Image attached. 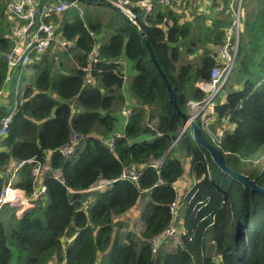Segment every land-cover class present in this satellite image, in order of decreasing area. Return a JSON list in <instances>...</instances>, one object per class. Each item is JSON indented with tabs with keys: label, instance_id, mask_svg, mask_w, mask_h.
Masks as SVG:
<instances>
[{
	"label": "trees",
	"instance_id": "trees-1",
	"mask_svg": "<svg viewBox=\"0 0 264 264\" xmlns=\"http://www.w3.org/2000/svg\"><path fill=\"white\" fill-rule=\"evenodd\" d=\"M141 1L127 5L134 22L107 0H80L51 16L59 38L74 47L54 43L33 57L17 94L12 74L0 98V117L15 103L0 143V191L11 161L48 160L50 168L42 172L45 193L31 208L16 215L15 207L1 206L0 264H264V194L219 171L186 121L189 102L205 97L199 84L209 80V54L232 20L227 0L193 10L183 0L169 7L152 0L149 11ZM12 2L0 0V88L4 53L13 44L7 36ZM240 24L212 126L227 127L219 150L226 165L264 187V166L244 170L264 158V0H242ZM93 46L98 62L86 71ZM122 108L131 109L125 124ZM73 139L77 143L65 158L58 149ZM110 139L111 148L105 145ZM156 160V169L148 166ZM132 164L136 180L118 179ZM186 164L193 183L178 194L184 234L171 252L153 253L148 241L172 223L169 206L177 195L171 185L183 179ZM31 169L24 164L14 183L27 194ZM54 170L61 179L52 176ZM100 179L109 183L88 190ZM135 208L138 232L124 219Z\"/></svg>",
	"mask_w": 264,
	"mask_h": 264
},
{
	"label": "built area",
	"instance_id": "built-area-1",
	"mask_svg": "<svg viewBox=\"0 0 264 264\" xmlns=\"http://www.w3.org/2000/svg\"><path fill=\"white\" fill-rule=\"evenodd\" d=\"M80 0H13L9 6V10L13 15L11 31L7 36L12 40L13 44L10 50L4 53V61L6 63V74L0 88V98L7 92V86L12 74L15 78V91L18 93V86L25 75L28 65L32 62L33 57H41L51 46L56 43L60 49H70L74 47L73 41L60 39L57 34L56 25L51 22L50 17L61 14L66 10L74 7ZM152 0H143L140 4L149 11L152 8ZM163 7L172 5L173 0H153ZM188 4V8L193 10L199 7L201 1L208 0H184ZM216 3L218 0H211ZM110 2V1H109ZM112 5L119 8L121 12H128L133 16L130 9L127 8L129 0L112 1ZM242 0H227V12L231 14L232 20L226 27L222 43L215 45L214 52L209 56L213 59V64L209 71V80L200 83L201 90L205 93V97L200 101H190V114L187 119V127L191 123H195L203 130L205 135L211 139L212 145L218 150L222 148L221 140L224 136L227 127L212 126L214 120V109L216 105V98L223 89L228 75L230 74L236 49L239 39L240 31V14H241ZM87 66L86 71H91L92 65L98 62V51L96 46H93L86 55ZM93 82L92 76L86 77V83ZM15 110V103L12 112L0 117V143L6 136L8 127L12 120V113ZM123 117V124H125L128 116L131 114L130 108H122L120 111ZM118 136V134H116ZM77 143L76 139L58 149L63 157H68L74 150V145ZM113 139L105 145L112 147ZM26 163L32 164L31 176L32 185L29 194L22 188L14 186L17 175L22 166ZM161 164V160L152 161L148 164L149 167L156 169ZM48 160L45 165L34 159H27L22 161L9 162L2 172L6 183L0 191V209L3 204H7L16 208V215L33 206V202L41 197L46 190V187L41 182L42 172L49 169ZM52 176L56 179H61V172L54 170ZM137 178V168L135 165L125 167L118 179L135 181ZM181 181V180H180ZM180 181L171 185V188L176 193V199L169 206V213L172 215L171 225L164 230V232L156 237L149 239L151 252H156L157 248L167 241H176L179 243L180 235L184 234L183 229L176 226L179 217L180 203L178 194L181 193L182 187ZM109 182L100 179L89 187L92 189H103ZM190 182L185 188V193L190 189Z\"/></svg>",
	"mask_w": 264,
	"mask_h": 264
},
{
	"label": "water",
	"instance_id": "water-1",
	"mask_svg": "<svg viewBox=\"0 0 264 264\" xmlns=\"http://www.w3.org/2000/svg\"><path fill=\"white\" fill-rule=\"evenodd\" d=\"M107 1H110L111 3H113L112 0H107ZM124 14L131 21H133V22L135 21L133 16L130 15L128 12H125ZM144 41L147 43L146 38H144ZM148 48H149V52H150L151 61H153L154 64L158 67V65L155 61L152 49L150 47H148ZM167 89H168V93H169L170 102L173 103L174 105H176L175 92L172 89V87L170 86V84H168V83H167ZM187 119H188V117L186 118V121H187ZM190 127L192 129V135L194 137L196 144L207 153L209 160L213 163V165H215V167L217 169H219V171H221L222 173H224L225 175H227L231 179L235 180L237 183L241 184L243 187L249 188L252 191H256V192H260V193L264 194V187L256 184L254 179H251L248 175H246L244 173L234 171L226 165L221 152L200 135V129L195 123H191Z\"/></svg>",
	"mask_w": 264,
	"mask_h": 264
},
{
	"label": "rangeland",
	"instance_id": "rangeland-1",
	"mask_svg": "<svg viewBox=\"0 0 264 264\" xmlns=\"http://www.w3.org/2000/svg\"><path fill=\"white\" fill-rule=\"evenodd\" d=\"M183 1H184V0H183ZM184 3H185V1H184ZM226 19H227V18H226ZM20 90H22V86L20 87ZM220 93H221V92H220ZM119 129H121V127H120ZM186 166H188V165L186 164ZM263 166H264V158H262V159H258V160H256V161H253L252 166L249 165V166L245 167L244 170H245L246 172H249V171H251L252 168H256V167H258V168L260 169V168H262ZM185 176H186V178H188V179H185V178H184ZM190 182H191V179H190V177H189V169H188L187 167H185V170H184V173H183V179L180 181V185H181L182 189L185 190V188L187 187V185H188ZM184 190H182V191H184ZM136 213H137V209H136V208L133 209V210L131 209L128 213L125 214L124 219H126V223H127V224H131V225L135 226V228H133V229H134L135 232H138V231H140L139 228H140L141 223L138 221V216H137ZM182 217H183V212L180 211V212H179L178 221H177V223H176V226H177V227H179ZM136 228H137V229H136ZM123 230H124V229L122 228V229L120 230V232H123ZM177 243H178V242H176V241H172V240H170V241H167V242L164 243V244H161L156 250H158V249L161 248L162 251H165V252H171V251L174 249V247L177 245Z\"/></svg>",
	"mask_w": 264,
	"mask_h": 264
},
{
	"label": "crops",
	"instance_id": "crops-1",
	"mask_svg": "<svg viewBox=\"0 0 264 264\" xmlns=\"http://www.w3.org/2000/svg\"><path fill=\"white\" fill-rule=\"evenodd\" d=\"M180 1V0H178ZM214 2H212L211 0H208V1H201V3L199 4V7L197 9H200L201 7L205 9V7H208V6H212ZM209 10H212L214 11V7L210 8L209 7ZM27 72V71H26ZM26 74V73H25ZM188 168V166H185ZM185 179H188L186 178V176L184 177Z\"/></svg>",
	"mask_w": 264,
	"mask_h": 264
}]
</instances>
